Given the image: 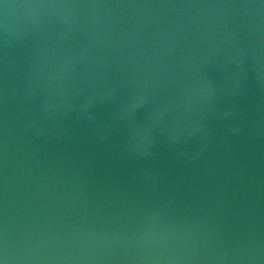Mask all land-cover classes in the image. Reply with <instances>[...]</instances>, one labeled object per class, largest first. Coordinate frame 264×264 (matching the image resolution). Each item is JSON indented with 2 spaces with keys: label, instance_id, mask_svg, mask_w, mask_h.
Masks as SVG:
<instances>
[{
  "label": "water",
  "instance_id": "obj_1",
  "mask_svg": "<svg viewBox=\"0 0 264 264\" xmlns=\"http://www.w3.org/2000/svg\"><path fill=\"white\" fill-rule=\"evenodd\" d=\"M0 264H264V0H0Z\"/></svg>",
  "mask_w": 264,
  "mask_h": 264
}]
</instances>
